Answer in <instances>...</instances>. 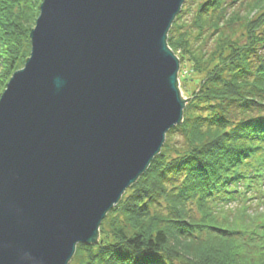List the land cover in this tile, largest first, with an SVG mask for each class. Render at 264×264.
<instances>
[{
    "label": "water",
    "instance_id": "water-1",
    "mask_svg": "<svg viewBox=\"0 0 264 264\" xmlns=\"http://www.w3.org/2000/svg\"><path fill=\"white\" fill-rule=\"evenodd\" d=\"M187 0H44L0 97V264H69L183 121Z\"/></svg>",
    "mask_w": 264,
    "mask_h": 264
},
{
    "label": "trees",
    "instance_id": "trees-1",
    "mask_svg": "<svg viewBox=\"0 0 264 264\" xmlns=\"http://www.w3.org/2000/svg\"><path fill=\"white\" fill-rule=\"evenodd\" d=\"M43 1L0 0V97ZM167 45L198 88L99 242L69 264H264V0H187ZM245 181L253 201L230 193Z\"/></svg>",
    "mask_w": 264,
    "mask_h": 264
},
{
    "label": "rangeland",
    "instance_id": "rangeland-1",
    "mask_svg": "<svg viewBox=\"0 0 264 264\" xmlns=\"http://www.w3.org/2000/svg\"><path fill=\"white\" fill-rule=\"evenodd\" d=\"M190 65L189 64H184L183 65V71L184 76L181 78V92H182V96L184 97V99L188 100L190 98V95L195 92L198 88L199 85V81L198 80H192L191 76H189L188 74L190 73ZM181 71V70H180ZM235 220V218H234Z\"/></svg>",
    "mask_w": 264,
    "mask_h": 264
},
{
    "label": "bare ground",
    "instance_id": "bare-ground-1",
    "mask_svg": "<svg viewBox=\"0 0 264 264\" xmlns=\"http://www.w3.org/2000/svg\"><path fill=\"white\" fill-rule=\"evenodd\" d=\"M183 97V96H182ZM184 98V97H183Z\"/></svg>",
    "mask_w": 264,
    "mask_h": 264
}]
</instances>
